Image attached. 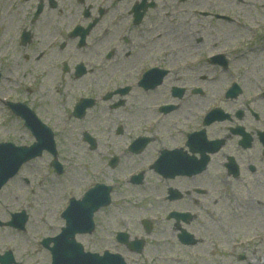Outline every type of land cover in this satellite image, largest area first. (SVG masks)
<instances>
[{"label":"rangeland","instance_id":"374dc122","mask_svg":"<svg viewBox=\"0 0 264 264\" xmlns=\"http://www.w3.org/2000/svg\"><path fill=\"white\" fill-rule=\"evenodd\" d=\"M92 1L57 0L58 7L63 5L66 7V10L62 11L63 15L52 11L43 16V21L50 22L53 19L58 25L71 23L76 16V13H71L72 9L78 12L85 2L89 4ZM156 2V9L147 14L145 29L148 33L145 40L142 38L136 40L137 44L150 42L153 46L152 52L140 58L136 56L124 59L123 55L114 57V60L118 58L119 63L118 70L114 73L115 76H122L126 72L129 73L127 71L129 67L135 69L144 60L157 61L162 56H156L155 51L159 53L162 48L169 51L168 47H174L177 50L175 54L166 55L167 64L172 67L174 65V69L176 64L178 66L182 64L180 73L170 85L180 86L184 79L187 95H184L185 99L180 105L181 111L174 110L164 117L162 120L164 122L157 126L156 131L159 133L156 148L172 149L176 147L175 145H182L179 131L183 127L186 128V124L194 122V119L187 116L189 117L191 112L193 115L194 112L201 111V106L195 110L197 106L193 99L197 102V98L202 96H190L189 93L190 87L203 84L201 77L210 78L213 75V79L202 87V95L210 99L219 94L228 80L230 71L239 75L235 78L237 84L244 87V97L248 95L257 97L259 88L264 87V0L238 2L156 0ZM14 4L20 8L17 14ZM120 4L129 5L127 2ZM32 5L34 0L18 2L0 0V64L6 66V71H10L4 73L6 77L4 76L5 79L0 83V99L2 97L26 102L41 116L42 121L50 125L55 132L57 161L64 171L57 175L48 165L51 156L43 153L41 157L23 166L2 188L0 221L6 222L10 219V213L20 211L27 214L28 220L23 231L0 226V255L11 251L16 263L50 264V252L42 248L39 242L44 237L59 233L64 225L60 211L65 209L68 199L73 196L79 198L87 186L94 182L111 184L110 181L115 179L117 185H114L112 203L95 214L94 232L76 237L85 250L100 253L103 250L118 252L129 264H264V160L258 163L251 152L244 153L241 157L244 161L249 158L258 165H255L254 172L245 169L238 178H232L220 165L222 157L214 156L209 166L211 177L204 175L199 180L202 187L211 185L210 191L202 197L196 196L200 204L196 210L198 215L193 222L180 224L192 233L197 239L196 243L190 246L182 245L177 239L178 230L175 228V222L166 219L165 214L169 209H182L189 205L190 201L185 205L181 202L184 199L170 202L163 198L168 186L182 190L183 185L179 181H158L154 173L146 170L143 173L146 175L144 182L140 185H130L127 173L131 174L136 169L139 171L140 165L146 164L148 159L152 158L149 154L124 158L125 161L118 162L113 169H104L102 166L103 160L112 154H118L117 149L125 144L124 136L129 130L133 129L136 133L138 125L142 127L147 121L155 120L156 111L149 106L153 107L164 99L163 93L160 92L161 87L150 95L137 91L132 95L134 104L130 103V109L134 112L126 114L129 115L126 118L127 123L122 120L123 117H120L119 121L116 120L115 125L112 122L92 120L93 111H98L99 108L91 110L84 119H72L69 116L72 98L76 93H91L92 89L98 91L102 86V79L109 76L103 68L109 63L101 64L100 61L92 60L93 65H89L92 70L85 80L80 81H70L69 74L62 75L59 68L55 69V62L59 65L60 59L65 55L59 53L60 51L56 53L50 51L47 57L40 58V61L46 60L36 66L32 50L34 43L36 47V40H32L31 44L25 47L16 45L20 30L17 29L18 18L21 20L27 17ZM203 10L223 12L232 20H218L211 15L203 17L199 14ZM12 20L13 22H8ZM40 21L41 19L35 25L26 26L35 39L40 33H48L43 39H49L55 34L56 28L60 27L41 28ZM103 25L104 23L100 28ZM166 27L169 28L170 38H165L166 34L161 36ZM118 29L119 27L116 31ZM154 31H158L157 34L160 33V36L152 40ZM180 31L186 35L185 40L201 36L203 45L208 48L201 53L206 56L212 50L232 48V55H227L231 58L230 65L221 71L220 66L212 65L203 58L189 59V55L195 49L191 50V46H186L187 43L181 44L180 39L184 35H180ZM239 40L244 42L241 44ZM113 42L114 37L104 42V49ZM4 52L12 58L3 57ZM25 55H28V59L24 58ZM197 64H200L199 72L187 70L188 66ZM37 75H40V78L36 83ZM85 84H88V89H83ZM78 86L82 88L79 89ZM203 100L204 98H201V101ZM35 106L38 108L35 109ZM258 106L264 109V99ZM146 107L150 113L147 109L143 110ZM223 107L230 110L235 104L228 102ZM185 108L187 111H184ZM141 112L145 113L143 118ZM119 128H123V134H116ZM84 132L96 138L95 150L90 151L83 141ZM33 140L31 133L22 126V120L11 115L6 104L0 100V142L30 145ZM117 178L120 179L116 180ZM197 181L196 179L195 184ZM143 220L151 222L148 233L144 230ZM117 231L128 232L131 238L143 239L145 244L141 252L135 253L119 245L115 240Z\"/></svg>","mask_w":264,"mask_h":264},{"label":"flooded vegetation","instance_id":"af4514ba","mask_svg":"<svg viewBox=\"0 0 264 264\" xmlns=\"http://www.w3.org/2000/svg\"><path fill=\"white\" fill-rule=\"evenodd\" d=\"M107 1L106 4H104L103 2L99 1L96 3V5L94 6V4H86L84 5L85 9V17L86 18H90V22L94 21L93 26L90 28V30L87 33L86 36V40L84 45L82 46V48H78L77 44L75 42V44H70V43H60L56 48H50V51H55V53L57 51H62L64 48L68 47L64 54L66 56H74L75 54H78L79 52L81 53L80 58L83 59L82 61L79 60L83 67H84V72L82 75L77 76V72L78 70H75V65L76 63L72 66L71 64H68L67 62H63L59 69L62 72H65L67 74L70 75L71 80L70 81H80L82 79H86L87 75L90 73V71L92 70L91 68L88 67V65L86 64L87 61H92V60H97L100 61L101 64L106 62L109 63L108 66L103 67L106 70V73L109 74V76L106 79H102V86L98 89V91H94L93 89L91 90V93H89L90 95L87 94H81L78 98L82 97V96H88L89 98L93 99L94 104L93 107L90 110H94L96 108H99L98 111H93L94 116L92 118V120H99L100 122H112L115 125V121H119L120 117H123L122 120H124L127 123V117L129 115L126 116V114H132L134 111L132 109H130V103L133 100L131 99L132 95H135L134 93L140 92V93H146V95H150V93L156 92L157 90H159V88L161 87L160 92L163 93L164 98L165 99H170L172 102L174 101H180L182 99H185L184 97L187 95L186 93V86H185V82L183 79V83L179 87L182 90V94L180 98L177 97H172L170 90L173 87V85H170V83L172 82V80L175 78V76L177 74H179L180 69L182 68V64L180 63V66H178L176 64V68L174 69V65L173 67L168 65V60H167V54L168 53H172L175 54V52L177 51L176 49H174V47H168L167 50H164L163 48L159 50V56L161 58L157 59V61H149V60H144V62L140 63L135 69L133 67H129L127 71H129V73H125L122 76H115L114 71L118 70L117 64L118 63V58L117 59H113L116 56H120L123 55V57H127L129 56V58L132 57H138L140 58L143 55L146 54H150V52H152L153 50V46L151 45L150 42H142L137 44L136 40L138 41V38H142L143 40H145L146 35L148 33V31L145 29V25H146V19H147V13L144 14L142 21H140L138 24H136L135 22H133V18H132V14H130V8L133 7L132 5H129V7H121L118 3L120 1H126V0H104ZM131 1V0H129ZM135 2L137 0H132V2ZM42 2L43 4L46 3L45 0H36L35 5L33 6V10L31 11L34 12L38 3ZM83 4V3H82ZM156 7V5L154 6V8ZM58 6L57 5H43L41 6V11L39 13V15L37 16V19H33V13L31 14V16L29 17V19L27 18V21L32 23L33 21H35L34 25L43 18L44 15H46L49 12L54 11L55 9H57ZM122 9V10H121ZM151 10L147 11L150 12ZM117 15H120V19H128L129 20V26L130 29L127 31L128 37L129 38H124L126 41V45H131L132 49L130 51L129 48L127 49H122V48H115L112 45H109L108 48L110 50H106L104 49V46L101 45V42L104 44V42H107L108 40H110V38L107 36L104 39L102 38L103 35L105 34V32L101 33L100 36V31L102 30V28L100 29V26L102 23H104V25L110 26L112 24V22L117 25V23H119L116 17ZM115 19V20H114ZM88 22V21H87ZM41 23V21H40ZM47 24L49 25L50 22H44L42 25L40 24V26H42L43 28L47 27ZM94 29V30H93ZM115 32H117L116 30H114V34ZM158 31H154L152 34L151 39L155 40L156 38H158L160 36V33L157 34ZM200 33V31H199ZM166 34L164 37L165 38H170L169 35V28H165L164 29V33H161V36ZM154 35V36H153ZM180 35H184L183 37H181V44H186V46H191V50H194L193 52H191V54L189 55V59L191 58L192 60L201 57H204L205 55L203 53H201V50L205 51L206 47L205 45H203L202 42V38L201 36L199 37H193L192 40H185L186 39V35L184 34V32L180 31ZM46 38V37H45ZM51 37H49V39H43V40H47L45 43L43 42V40H38L37 42V46L35 48H33V52L36 51L35 53V63L36 66H39V61L40 58L44 55L43 52L38 53L41 50H44L45 44L47 42H50ZM33 38L30 36L29 40L22 44L25 40L18 38L17 43L19 44L20 47H25L27 45L30 44V41ZM94 39V40H92ZM70 45H72L71 47H69ZM183 46H181L182 48ZM198 47V48H196ZM180 48V49H181ZM219 48V47H217ZM174 49V50H173ZM178 49V48H177ZM48 50V51H49ZM158 52L155 51V55H157ZM212 53L210 56H213L215 54L218 53V49L217 50H212ZM209 53V54H210ZM63 55V56H65ZM158 56V57H159ZM207 56V57H210ZM25 58H28V55L24 56ZM205 57V58H207ZM79 58V57H78ZM112 62L114 63L112 65ZM153 64L158 65V67L164 69L166 71V74L163 78L162 83L158 86L155 87L154 89H149V90H143L139 85V79L140 76L142 75V73L144 71H146L148 68H150L151 66H153ZM93 65V64H92ZM110 65V66H109ZM172 65V63H171ZM114 70H113V69ZM188 71L191 72H199L200 71V66L197 65H191L187 67ZM138 71V75H134V73H137ZM133 72V74H132ZM40 73V70L39 72ZM132 74V75H131ZM150 75V73H149ZM195 75V74H194ZM196 77V75H195ZM194 79V78H193ZM200 79V78H199ZM189 80V79H188ZM198 80V78H197ZM39 81H36V83ZM174 84V83H172ZM193 85V84H192ZM88 84H85L83 89H88ZM79 89H81L82 87L78 86ZM117 89H123L121 90V92H125L124 95H120L118 93H115V90ZM193 89H200V85L198 84L196 86V84L192 87L189 88V93H193ZM159 92V93H160ZM76 93V92H75ZM108 93H110L108 95ZM80 93H76L75 95H79ZM185 95V96H184ZM199 95V94H197ZM77 98V99H78ZM76 99V100H77ZM164 100V99H163ZM162 100V101H163ZM161 101V102H162ZM129 105V106H128ZM38 107L35 106V109H37ZM101 110V111H100ZM142 113V112H141ZM141 118L142 117V114ZM243 119L247 120V115L243 114ZM257 121H259V118H257ZM227 128L222 127V129H228L229 123H227ZM158 124H155V126H152V128H157ZM121 130V132L119 134H123V128H119ZM128 133V132H127ZM151 133V132H150ZM116 134L117 131H116ZM118 134V135H119Z\"/></svg>","mask_w":264,"mask_h":264},{"label":"water","instance_id":"95a60500","mask_svg":"<svg viewBox=\"0 0 264 264\" xmlns=\"http://www.w3.org/2000/svg\"><path fill=\"white\" fill-rule=\"evenodd\" d=\"M27 125L31 130H36L41 126L38 122H32V120H29ZM45 142L49 143V149L53 150V142L49 133L47 134ZM25 152L26 149L24 148L16 149L12 146H6L4 144L0 145V186L16 171L19 164L26 159V157H24ZM107 203L108 194L105 193L100 205H106ZM82 206L85 207L87 204H82ZM97 206L90 208L88 215H85L82 218V221H86L83 226L76 225L73 219L66 217V227L59 236L53 239L56 240L57 244L56 247L52 248L53 264H125L122 258L118 255H108L105 253L103 257H99L97 255L82 254L80 247L75 246L73 240L75 233L86 231L90 232L93 229L91 214ZM67 212L68 210L66 213ZM23 221L24 219H22L19 224L20 228H22ZM130 246L139 249L140 243L134 242L131 243ZM11 261L12 259L10 254L0 258L1 264H9Z\"/></svg>","mask_w":264,"mask_h":264},{"label":"bare ground","instance_id":"6f19581e","mask_svg":"<svg viewBox=\"0 0 264 264\" xmlns=\"http://www.w3.org/2000/svg\"><path fill=\"white\" fill-rule=\"evenodd\" d=\"M193 103L195 104V101H194V99H193ZM197 104V103H196ZM184 111H187V109L185 108L184 109ZM142 115H145V113H141ZM189 117H190V115H189ZM187 118H188V116H187ZM175 253H178L177 251H174Z\"/></svg>","mask_w":264,"mask_h":264}]
</instances>
